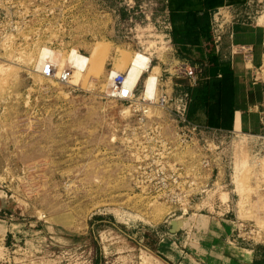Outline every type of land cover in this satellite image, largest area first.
<instances>
[{
    "label": "rangeland",
    "instance_id": "rangeland-1",
    "mask_svg": "<svg viewBox=\"0 0 264 264\" xmlns=\"http://www.w3.org/2000/svg\"><path fill=\"white\" fill-rule=\"evenodd\" d=\"M164 2L0 0V264H264V130L183 123L161 76L148 103L150 63L186 66ZM231 13L264 25V0Z\"/></svg>",
    "mask_w": 264,
    "mask_h": 264
},
{
    "label": "crops",
    "instance_id": "crops-1",
    "mask_svg": "<svg viewBox=\"0 0 264 264\" xmlns=\"http://www.w3.org/2000/svg\"><path fill=\"white\" fill-rule=\"evenodd\" d=\"M248 1L164 2L174 54L183 65L197 70V81L194 84L189 77L182 76L185 83H175V74L164 77L163 68L158 67L157 86L159 89L161 76L162 93L176 89L179 94L189 93L187 115L193 126L258 135L264 130V25L231 13L232 8L242 7ZM247 52L250 59L245 57ZM156 67L150 63L148 70L152 68L154 72ZM143 88L146 89V81ZM254 254L259 259L256 261H264V251Z\"/></svg>",
    "mask_w": 264,
    "mask_h": 264
},
{
    "label": "built area",
    "instance_id": "built-area-1",
    "mask_svg": "<svg viewBox=\"0 0 264 264\" xmlns=\"http://www.w3.org/2000/svg\"><path fill=\"white\" fill-rule=\"evenodd\" d=\"M250 56H251V54L249 52H247L246 55H245V57L247 59H250ZM49 70H50V68H49ZM180 72L185 77H189L190 80L194 84L196 83V81H197V70L196 69H194L193 67H190V66H185ZM69 76H70V73L68 72L64 76L62 75L61 79L63 81H66L68 79L67 77H69ZM124 78H125V76L122 73H118L116 76H114L113 89H114V91H116V93L115 92L112 93L111 96L123 99V98H126L129 95V93L126 94V95L122 94ZM160 100H161V105L162 106H164L165 104L166 105H173L175 107L177 117L183 123L192 125L190 123V121L188 119V115H187L188 108H189V102H190L189 93L182 92V93H180V94H178L176 96L175 95L172 96L170 94H167L166 92H163L161 94ZM193 127L197 128L196 126H193Z\"/></svg>",
    "mask_w": 264,
    "mask_h": 264
},
{
    "label": "bare ground",
    "instance_id": "bare-ground-1",
    "mask_svg": "<svg viewBox=\"0 0 264 264\" xmlns=\"http://www.w3.org/2000/svg\"><path fill=\"white\" fill-rule=\"evenodd\" d=\"M51 55H52V53H51ZM59 61H60L59 55H57V57L55 59L49 60V63L47 64L48 67L46 69L48 70V68H50L51 66H57ZM75 62H76L75 63L76 66H80V69L83 70L85 57L82 56V55H77L75 57ZM59 64L65 66V72L63 71L62 74H61V76L62 75L64 76L65 74H67V72H66L67 71V69H66L67 68V66H66L67 64H65L63 60ZM61 65H60V67H61ZM137 65L134 64L132 66V68L128 71V73L124 74L125 78H124L123 90H122V94L123 95H126V94H128V93L133 91L135 85L137 84V82L139 81V79L141 77L140 75L143 73L144 68L142 67V65H139V64H137ZM54 69H56V68H54ZM117 74L118 73L112 74L111 81L109 80L110 81V85H109L108 91L110 92V95H112V93H114V92L116 93V91H114V89H113V86H114L113 85V82H114L113 79H114V76H116ZM56 75H57V72H56ZM67 78L68 79L66 81H69L70 76L67 77ZM157 79H158V77H156L155 75H152V74H151V76L149 75V78L147 79L146 94H147L148 103H150V104L151 103L152 104L155 103V101L158 99V96H157L158 95L157 94L158 90L156 88V83L158 81Z\"/></svg>",
    "mask_w": 264,
    "mask_h": 264
},
{
    "label": "trees",
    "instance_id": "trees-1",
    "mask_svg": "<svg viewBox=\"0 0 264 264\" xmlns=\"http://www.w3.org/2000/svg\"><path fill=\"white\" fill-rule=\"evenodd\" d=\"M178 79V82L180 81L181 83H185L184 79L181 77V78H177ZM183 81V82H182ZM183 85V84H182Z\"/></svg>",
    "mask_w": 264,
    "mask_h": 264
}]
</instances>
